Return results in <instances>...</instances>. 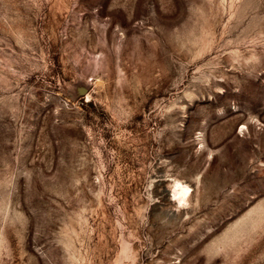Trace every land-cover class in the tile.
I'll return each mask as SVG.
<instances>
[{
    "label": "rangeland",
    "instance_id": "374dc122",
    "mask_svg": "<svg viewBox=\"0 0 264 264\" xmlns=\"http://www.w3.org/2000/svg\"><path fill=\"white\" fill-rule=\"evenodd\" d=\"M0 264H264V0H0Z\"/></svg>",
    "mask_w": 264,
    "mask_h": 264
},
{
    "label": "bare ground",
    "instance_id": "6f19581e",
    "mask_svg": "<svg viewBox=\"0 0 264 264\" xmlns=\"http://www.w3.org/2000/svg\"><path fill=\"white\" fill-rule=\"evenodd\" d=\"M190 192V188L187 185L177 182L175 184V193L174 196H179L181 200H184Z\"/></svg>",
    "mask_w": 264,
    "mask_h": 264
}]
</instances>
